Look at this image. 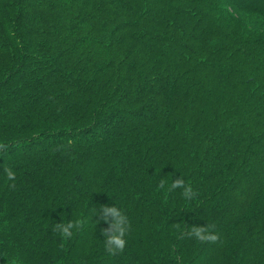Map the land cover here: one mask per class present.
Masks as SVG:
<instances>
[{"label": "trees", "instance_id": "16d2710c", "mask_svg": "<svg viewBox=\"0 0 264 264\" xmlns=\"http://www.w3.org/2000/svg\"><path fill=\"white\" fill-rule=\"evenodd\" d=\"M0 143V264H264V0H0Z\"/></svg>", "mask_w": 264, "mask_h": 264}, {"label": "clouds", "instance_id": "9594fccd", "mask_svg": "<svg viewBox=\"0 0 264 264\" xmlns=\"http://www.w3.org/2000/svg\"><path fill=\"white\" fill-rule=\"evenodd\" d=\"M7 145L0 143V151L6 150ZM7 180L14 181L16 178L15 172L11 167L4 169ZM166 181L161 179L158 188L165 189ZM11 188H15V183L9 185ZM182 189V196L187 200H192L198 194L193 190L192 186L185 182L184 178H177L172 181L168 186L167 191L172 192L176 189ZM97 209H94L93 213H96ZM99 219L108 224V227L102 229V234L105 237L104 245L105 250L110 255H116L123 253L127 246L126 236L130 232L131 225L127 215L118 207L101 205L99 209ZM87 221L83 218L76 220H69L67 223H56L53 226L54 232H59L61 237L65 240L70 239L73 236V229H83ZM99 223V220L95 222ZM179 227V224H177ZM186 227V225H185ZM216 225L213 223H207V226H192L186 231H181L180 238H194L201 243H215L219 240V236L214 233Z\"/></svg>", "mask_w": 264, "mask_h": 264}, {"label": "rangeland", "instance_id": "374dc122", "mask_svg": "<svg viewBox=\"0 0 264 264\" xmlns=\"http://www.w3.org/2000/svg\"><path fill=\"white\" fill-rule=\"evenodd\" d=\"M104 130V129H103ZM82 135L84 136V137H88V133L87 132H84V133H82ZM91 135V134H90ZM39 147H40V145H38ZM38 147V148H39ZM23 149H26V150H28L29 152L30 151H32V150H34V149H36V147H35V145H31V146H28V147H26V145H24V148ZM9 150H11V152H13V150H14V148H12L11 149V147L10 148H8V150L7 151H9ZM32 262V261H31ZM33 264H35V262H32Z\"/></svg>", "mask_w": 264, "mask_h": 264}]
</instances>
